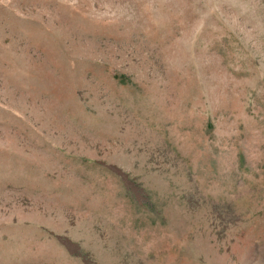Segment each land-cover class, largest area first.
<instances>
[{
    "label": "rangeland",
    "instance_id": "1",
    "mask_svg": "<svg viewBox=\"0 0 264 264\" xmlns=\"http://www.w3.org/2000/svg\"><path fill=\"white\" fill-rule=\"evenodd\" d=\"M0 264H264V0H0Z\"/></svg>",
    "mask_w": 264,
    "mask_h": 264
}]
</instances>
